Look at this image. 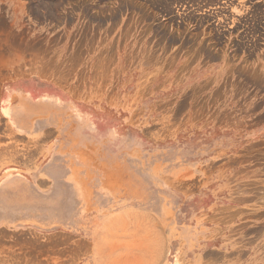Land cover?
<instances>
[{
  "label": "rangeland",
  "instance_id": "1",
  "mask_svg": "<svg viewBox=\"0 0 264 264\" xmlns=\"http://www.w3.org/2000/svg\"><path fill=\"white\" fill-rule=\"evenodd\" d=\"M13 115L116 199L0 227V264H264V0H0L1 142Z\"/></svg>",
  "mask_w": 264,
  "mask_h": 264
},
{
  "label": "crops",
  "instance_id": "2",
  "mask_svg": "<svg viewBox=\"0 0 264 264\" xmlns=\"http://www.w3.org/2000/svg\"><path fill=\"white\" fill-rule=\"evenodd\" d=\"M10 119L14 131L4 133L5 141H0L1 228L11 224L52 228L56 203L63 207L62 218H76L70 211L73 205V213L82 219L92 202L116 199L107 190L109 175L96 174L84 162L81 142L53 130L56 119L36 117L34 131L19 128L21 116Z\"/></svg>",
  "mask_w": 264,
  "mask_h": 264
}]
</instances>
